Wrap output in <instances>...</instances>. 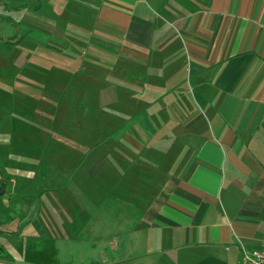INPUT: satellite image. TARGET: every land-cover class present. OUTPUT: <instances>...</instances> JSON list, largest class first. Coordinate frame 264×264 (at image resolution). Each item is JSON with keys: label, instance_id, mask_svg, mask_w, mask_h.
<instances>
[{"label": "crops", "instance_id": "1", "mask_svg": "<svg viewBox=\"0 0 264 264\" xmlns=\"http://www.w3.org/2000/svg\"><path fill=\"white\" fill-rule=\"evenodd\" d=\"M15 110L66 198L34 208L0 178V264H241L264 248V0H0V140Z\"/></svg>", "mask_w": 264, "mask_h": 264}, {"label": "rangeland", "instance_id": "2", "mask_svg": "<svg viewBox=\"0 0 264 264\" xmlns=\"http://www.w3.org/2000/svg\"><path fill=\"white\" fill-rule=\"evenodd\" d=\"M60 115L61 119L65 116L64 109L60 110ZM33 117L34 116L31 115L20 116L19 111L15 110V118L12 119V126L14 127L12 130L13 132L11 131L6 140H0V169L2 168V170H0L2 171V173L0 172V178L7 183L8 193H10L9 196L12 199H16L19 196L24 198L27 197L32 207L35 208V206L40 205L42 199L54 197L63 200L66 198L64 194L66 191L61 189L59 196L51 193V179H48L47 175L49 177L51 175V164L53 159L51 160V158L44 157L43 160H41L42 158L36 156L37 153L35 154V150L38 149V147L40 149L41 146H44L46 140H44L42 133L34 127L35 125L32 121ZM20 118L25 122L22 123ZM19 126L23 127L25 131L22 130V133H20L16 130V128L19 129ZM4 127L5 126H1L0 133L4 132ZM80 128H82V126ZM64 141L63 144H69L68 140L64 139ZM79 142L75 150L79 151L78 154L80 157H77V155L75 157L72 156V153L70 154L68 152L67 147H64V149L61 148V151L64 150L62 154L70 155L68 158H60V168L67 171L69 170V172H65L66 174L61 176V185H66L68 183L69 177L74 170L73 167L84 162L87 153L83 151V141ZM49 143L52 142L49 141ZM44 161L48 162L49 165H46ZM63 162L67 166L63 165ZM41 167H43L42 171L40 169L35 172L34 169H39ZM48 169H50V172L47 171ZM12 187L13 190L11 189ZM66 256V254L61 255V259L63 260H61L60 263L68 260Z\"/></svg>", "mask_w": 264, "mask_h": 264}, {"label": "built area", "instance_id": "3", "mask_svg": "<svg viewBox=\"0 0 264 264\" xmlns=\"http://www.w3.org/2000/svg\"><path fill=\"white\" fill-rule=\"evenodd\" d=\"M241 264H264V248L261 250L243 248V261Z\"/></svg>", "mask_w": 264, "mask_h": 264}]
</instances>
